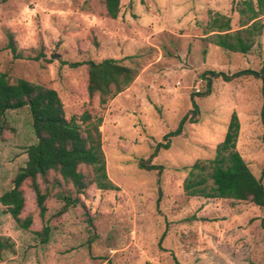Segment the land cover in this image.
<instances>
[{
	"label": "rangeland",
	"instance_id": "1",
	"mask_svg": "<svg viewBox=\"0 0 264 264\" xmlns=\"http://www.w3.org/2000/svg\"><path fill=\"white\" fill-rule=\"evenodd\" d=\"M240 1L121 0L117 17L110 18L102 0H0V73L55 89L67 117L84 110L101 116L106 171L119 187L89 184L77 193L51 171L38 178L47 192L41 218L30 181H24L20 216L30 214L32 223L19 228L0 203V235L14 243L13 251L0 254V264H264V206L190 196L183 189L186 166L213 157L232 112L240 123L236 149L264 185L260 79L211 77V92L194 98L197 121L189 120L191 95L206 89L203 72L230 75L264 62V30L244 54L207 38L216 13L230 18L232 30L239 27ZM8 33L24 58H13L5 47ZM39 53L44 57L32 58ZM104 58L137 75L100 103L97 94L88 96L84 62ZM185 114L181 134L151 159L161 171L140 168L138 162L165 142ZM4 121L0 195L12 186L27 146L36 141L27 105L8 109ZM80 168L91 177L89 167ZM60 193L77 202L60 212L65 203ZM44 225L50 227L47 242L35 234Z\"/></svg>",
	"mask_w": 264,
	"mask_h": 264
},
{
	"label": "trees",
	"instance_id": "2",
	"mask_svg": "<svg viewBox=\"0 0 264 264\" xmlns=\"http://www.w3.org/2000/svg\"><path fill=\"white\" fill-rule=\"evenodd\" d=\"M104 13L107 17L116 18L120 11L121 0H102ZM238 12L243 18L239 27L232 30L230 18L216 13L211 18V34L207 36L210 42L218 47L238 53H247L255 43L256 38L263 33L264 0H241ZM234 9V6L231 7ZM13 58H24L17 49L11 33L7 34L5 46ZM44 54H37L33 59L38 60ZM86 89L89 97L98 95L100 103L126 88L136 77L134 68L122 64L114 58H104L100 61L87 60ZM72 63L71 65H77ZM209 75V76H207ZM243 75L260 79V92L263 99L260 112L261 123L264 127V62L258 69L246 68L230 75L222 71L206 70L202 77L207 80L206 89L201 94L191 95L193 114L190 122L197 121L199 107L194 98L206 96L211 92V77H219L228 81ZM29 107L32 128L36 141L26 148L27 159L12 179V186L0 195V203L21 229H28L32 216L20 214L25 205L22 184L29 180L35 194L39 216L46 212L45 200L47 192L42 191L38 178H45L49 172L57 173L65 183H70L77 193H81L89 184L103 190H118L119 187L108 177L106 160L102 149L100 125L101 116H94L84 110L80 114L66 116L63 103L55 89L30 82L24 78L10 80L6 73H0V134L5 127L4 115L8 109ZM188 114L179 121L178 126L164 135L165 142L156 144V148L147 160H140L138 166L146 170H159L161 165L151 162L160 148H168L170 138L181 134ZM240 123L238 116L232 112L226 127L224 137L214 150V155L208 160H196L186 166L187 175L183 181V189L190 196L207 198H232L248 201L256 206H264V185L250 170L242 155L236 149V141ZM264 143V132L262 134ZM81 166L89 167L91 177L81 170ZM264 176V165L261 169ZM59 197L64 200L63 212L70 203H76L63 193ZM50 227L44 225L35 234L41 242H47ZM14 243L7 236L0 235V254L11 252Z\"/></svg>",
	"mask_w": 264,
	"mask_h": 264
}]
</instances>
